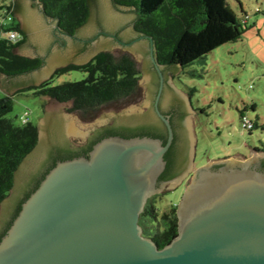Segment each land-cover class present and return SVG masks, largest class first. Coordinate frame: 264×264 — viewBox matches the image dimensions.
Segmentation results:
<instances>
[{
    "label": "water",
    "instance_id": "obj_1",
    "mask_svg": "<svg viewBox=\"0 0 264 264\" xmlns=\"http://www.w3.org/2000/svg\"><path fill=\"white\" fill-rule=\"evenodd\" d=\"M16 6L14 16L27 36L19 53L40 57L44 66L15 81L2 76L5 92L39 85L58 68L85 64L101 51L130 54L142 65L143 79L136 101L103 107L92 120L72 115L69 103L46 106L37 148L20 166L15 188L1 205L0 234L58 147L82 145L99 126L132 127L150 121L147 109L158 82L149 38L137 40L132 29L134 9L116 6L113 0H93L90 19L74 39L57 33L56 21L44 15L37 0H16ZM153 52L154 47V61ZM179 71L180 67L164 69L169 84L165 109L170 88L187 102L166 75ZM158 113L169 131L166 144L152 137L110 136L94 145L88 157L57 162L2 237L0 264H264V171L258 169L264 154L251 151L246 160L235 157L194 171L196 138L189 107L190 166L159 186L174 134L169 120ZM190 174L176 209L178 236L160 249L144 236L140 217L151 198L177 188Z\"/></svg>",
    "mask_w": 264,
    "mask_h": 264
},
{
    "label": "trees",
    "instance_id": "obj_2",
    "mask_svg": "<svg viewBox=\"0 0 264 264\" xmlns=\"http://www.w3.org/2000/svg\"><path fill=\"white\" fill-rule=\"evenodd\" d=\"M44 15L57 22L60 31L76 36L89 21L93 0H37ZM116 5L135 10V30L141 36H147L153 43L157 63L167 68H187L195 62L228 43L240 41L251 28L248 16L239 0L243 16L240 17L231 7L230 0H114ZM15 0L6 3L0 0V80L1 76L11 79L33 73L43 66L40 58L22 56L19 49L26 41V34L17 23L13 10ZM10 32L21 36L18 43L8 39ZM72 71L87 74L80 82L64 83L53 86L54 79ZM140 72L136 62L128 55L115 57L110 52H100L85 64L71 63L61 67L53 76L39 86L29 87L20 92H32L33 95L61 104H71L69 112L79 114L84 120H92L97 112L116 103L136 101L139 91ZM13 97L0 98V207L15 188L16 174L25 159L38 145V127L26 117L21 126L7 118L13 110ZM245 117L241 113V119ZM24 120L27 121L24 123ZM253 131L260 127L253 122ZM264 128V126H262ZM149 128L126 129L112 128L100 139L92 143L86 154L99 140L110 136L123 138L152 137ZM166 144V140L163 142ZM176 151L173 144L165 155L164 178L172 168L171 155ZM179 152L185 159L187 149ZM264 153V146L257 150ZM76 156V155H75ZM66 157L64 160L72 159ZM57 163L38 180L26 194L25 199L17 203L5 232L21 211L22 204L39 187L42 180ZM151 198L140 217V226L144 236L152 239L160 249L169 245L178 236L177 204L170 212L159 215L156 202Z\"/></svg>",
    "mask_w": 264,
    "mask_h": 264
},
{
    "label": "rangeland",
    "instance_id": "obj_3",
    "mask_svg": "<svg viewBox=\"0 0 264 264\" xmlns=\"http://www.w3.org/2000/svg\"><path fill=\"white\" fill-rule=\"evenodd\" d=\"M3 1L9 4L14 0ZM239 2L243 5L244 12L248 16V25L251 27L240 41L221 46L190 67H180L178 74L166 73L175 89L185 96L193 113L191 122L196 138L195 166L197 169L228 158L233 159L238 156L250 158L251 151L258 154L263 153L257 150L264 146V128L262 127L264 126V0H239ZM239 2L230 0L235 13L242 17ZM113 3L116 5L114 0ZM15 20L20 23L16 17ZM132 29L136 32L135 22ZM101 52L112 53L111 51ZM123 55H128L133 59L128 53L114 56L121 57ZM136 65L140 72V82L143 79L142 65L140 63H136ZM55 72L56 70L47 80ZM86 78V73L72 71L56 77L52 85L80 82ZM33 86L38 85L17 89L14 93L9 94L0 85V98L7 94L11 95L14 105L7 118L17 126H21L23 119L27 117L31 123L37 125L39 137L40 121L45 118L46 106L53 101L37 97L32 92H20ZM140 92L139 85L137 99L140 97ZM241 113H244L253 122L257 121L260 127L253 131L244 129ZM71 114L81 117L77 113ZM195 166L193 167L194 171ZM189 181L187 184H183V182L178 184L179 188L174 193L155 196L154 201L159 215L170 212L174 204L180 203ZM173 190L174 188L166 190L164 193Z\"/></svg>",
    "mask_w": 264,
    "mask_h": 264
},
{
    "label": "flooded vegetation",
    "instance_id": "obj_4",
    "mask_svg": "<svg viewBox=\"0 0 264 264\" xmlns=\"http://www.w3.org/2000/svg\"><path fill=\"white\" fill-rule=\"evenodd\" d=\"M57 33L61 34L62 36H66V37L68 36V37L74 38V39H76V36H77V35L76 36H70L68 34H65L62 31H60L58 27H57ZM138 35L139 36H138L137 40L141 41L140 39L142 38V36L140 34H138ZM150 46H151L150 47L151 62H152L153 68L155 69V72L158 75V82H157L155 89L153 91V94H152L151 105L147 109V112H148L147 117H151V119H150V121H146V123L141 124V125H136V126H132V127H125V126H117V127L118 128H126V129H130V130L144 128V127L149 128V129L153 130V132H154L153 134L155 135L154 138L160 139L163 142H164V140H166V143H167L168 137H169V131H168V128H167L165 122L160 118L158 111L160 112V114H162L164 117H166L169 120L170 125H171L172 130H173V134H174V139H173L172 145L174 144L176 146V151L174 152V154H172L170 156L172 159V161H171L172 162V168L166 174V176H164V178L160 177L159 186H162L164 184L170 183L173 179L181 176L183 174V172H187L188 168L190 166V162H191L190 151H188V149L186 147V140H187V136H186V130H187L186 115L189 111L190 106H189L188 102L184 101L178 95V93H176V91L173 88L172 89L170 88L172 95L169 96V99H167V101L169 103V108L165 109L163 107V100L166 98L165 97V95H166L165 90H166V88L169 87L168 86L169 84H168L167 80L164 78V73H163L164 69H166L167 67L159 65L155 59V55H154V59H155L154 61L155 62L153 61V56H152L153 46H152L151 42H150ZM153 54H154V52H153ZM29 74H31V73H29ZM26 75H28V74H26ZM20 77L21 76L14 77V78H11V80L15 81V79H18ZM33 87H35V86H33ZM117 127L116 126H108V127L107 126H99V127H97L95 132L92 134V136H90L86 140V142H84L82 145H78V146H65V145H63L62 147L61 146L58 147L56 149V151L53 153L54 155L52 156L50 163L46 167L44 174L40 177L39 180L42 179V177L54 165V163L62 161L66 157H71V156H73V158L80 157V156L88 157L90 152H88L86 154V151L89 150L92 143H94L95 141L100 139L103 135L107 134L108 130H111L112 128H117ZM182 148L187 149L185 159L182 158L180 153H179V152H182L181 151ZM240 158L242 160L247 159L245 157L238 156V159H240ZM228 159H232V158H228ZM222 161H224V160H222ZM194 166H195V160H194ZM166 169H167V167H166ZM258 169L264 171V160H261V162L258 166ZM195 170H197L196 166H195ZM191 176H192V174H190L185 179L183 184H185V183L187 184V182L190 180ZM183 184H181V185H183ZM178 188L179 187L174 188V190L171 192H165L164 193L162 191V193H159V194L160 195H162V194L168 195V194L176 192V190ZM32 189H34V187ZM4 232H5V230L0 234V237L2 236V234Z\"/></svg>",
    "mask_w": 264,
    "mask_h": 264
},
{
    "label": "built area",
    "instance_id": "obj_5",
    "mask_svg": "<svg viewBox=\"0 0 264 264\" xmlns=\"http://www.w3.org/2000/svg\"><path fill=\"white\" fill-rule=\"evenodd\" d=\"M8 39L13 43H18L21 40V36L17 32H10L8 35ZM26 122L27 121L24 120V123ZM242 124L244 129L246 130L252 129L253 124L251 123L250 119L247 116L242 118Z\"/></svg>",
    "mask_w": 264,
    "mask_h": 264
}]
</instances>
